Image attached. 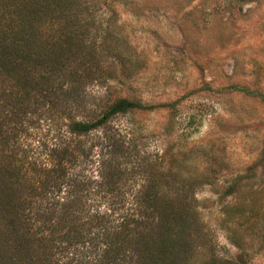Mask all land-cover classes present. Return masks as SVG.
<instances>
[{"label": "trees", "instance_id": "trees-1", "mask_svg": "<svg viewBox=\"0 0 264 264\" xmlns=\"http://www.w3.org/2000/svg\"><path fill=\"white\" fill-rule=\"evenodd\" d=\"M87 1L0 0V264H194L211 243L196 192L215 186L221 199L237 197L261 175L250 167L219 185L224 168L209 162L206 148L200 175L185 169L193 149L167 154V172L132 161L127 134L109 124L155 106L116 98L83 110L88 85L131 77L112 20L89 38L91 24L81 19ZM116 64L119 73L108 69ZM44 109L60 113L61 142L41 152L22 147L28 119ZM135 169L139 184L127 178ZM259 220L253 211L241 224L246 235ZM233 243L234 262L244 263L247 247ZM211 257L209 264L230 262Z\"/></svg>", "mask_w": 264, "mask_h": 264}, {"label": "rangeland", "instance_id": "rangeland-1", "mask_svg": "<svg viewBox=\"0 0 264 264\" xmlns=\"http://www.w3.org/2000/svg\"><path fill=\"white\" fill-rule=\"evenodd\" d=\"M85 8L81 19L91 24L89 38L101 36L112 20L110 30L131 77L88 85L83 110H101L116 98L155 106L119 114L109 124L127 134L136 164L150 161L167 172V154L193 149L185 169L200 175L208 166L201 151L206 148L209 162L224 168L219 185L254 167L262 180L252 192L248 187L226 199L215 186L196 192L211 243L194 264H209L212 255L238 264L235 240L247 247L248 257L240 264H264V0H88ZM108 69L119 73L123 68ZM106 85L110 89L103 98ZM46 110L28 119L22 147L41 152L61 142L64 121L58 111ZM93 136L85 140L92 142ZM127 178L139 184L142 172L135 169ZM253 211L258 229L246 235L241 224L247 225Z\"/></svg>", "mask_w": 264, "mask_h": 264}]
</instances>
